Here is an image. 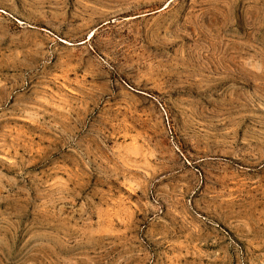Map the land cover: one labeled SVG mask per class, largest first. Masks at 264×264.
Returning <instances> with one entry per match:
<instances>
[{
  "label": "rangeland",
  "instance_id": "obj_1",
  "mask_svg": "<svg viewBox=\"0 0 264 264\" xmlns=\"http://www.w3.org/2000/svg\"><path fill=\"white\" fill-rule=\"evenodd\" d=\"M0 264H264V0H0Z\"/></svg>",
  "mask_w": 264,
  "mask_h": 264
}]
</instances>
